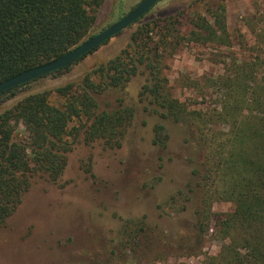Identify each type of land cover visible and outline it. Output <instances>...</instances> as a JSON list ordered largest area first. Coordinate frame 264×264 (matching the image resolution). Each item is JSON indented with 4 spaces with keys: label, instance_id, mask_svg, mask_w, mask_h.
Here are the masks:
<instances>
[{
    "label": "trees",
    "instance_id": "trees-1",
    "mask_svg": "<svg viewBox=\"0 0 264 264\" xmlns=\"http://www.w3.org/2000/svg\"><path fill=\"white\" fill-rule=\"evenodd\" d=\"M103 3L0 0V83L54 61L90 38ZM210 15L213 22L202 16L191 18L188 38L181 35L173 17L154 26L144 24L120 55L79 83L56 89L55 98L52 91L30 94L0 114V227L18 209L33 175L40 173L55 183L61 179L77 144L121 147L136 110L126 106L120 95L134 78L141 77L140 101L146 112L160 119L153 129V146L168 150L171 136L166 121H171L186 127V143H194L199 152L200 160L178 195L190 202L197 191L201 205L195 226L200 237L210 228L214 202L234 205L233 212L216 219L217 235L226 243L205 264H264V12L246 22L253 37L251 46L231 33L225 6ZM182 40L240 50L224 61L223 74L192 83L204 92L217 91L214 105L191 109L174 98L168 87L163 60ZM72 66L4 92L0 103L16 98L35 81L63 76ZM108 95L109 101L117 96L118 106L113 101L103 103ZM20 127L25 136L16 140ZM164 167L161 164L160 169ZM180 196L172 197L170 203L176 204ZM136 239L128 229L120 234L114 231L100 245H93L95 251L82 264H127Z\"/></svg>",
    "mask_w": 264,
    "mask_h": 264
},
{
    "label": "rangeland",
    "instance_id": "rangeland-1",
    "mask_svg": "<svg viewBox=\"0 0 264 264\" xmlns=\"http://www.w3.org/2000/svg\"><path fill=\"white\" fill-rule=\"evenodd\" d=\"M141 2L104 0L90 38ZM220 5L227 10L231 33L238 39L244 37L251 46L253 37L246 22L264 12V0H162L136 24L74 64L68 73L35 81L16 98L0 103V114L30 94L52 91L55 98L56 89L79 83L93 69L120 55L144 24L154 26L173 17L181 35L188 38L191 18L202 16L213 22L210 12ZM232 52L240 50L188 40L174 44L162 64L174 98L191 109L214 105L217 91L204 92L192 83L223 74V63ZM142 85L143 79L136 77L120 95L126 106L136 110L120 148H105L101 142L80 143L69 153L67 167L58 182L40 173L33 175L18 209L0 227V264H82L95 251L94 244L100 245L114 231L120 234L127 229L137 238L134 251L127 254V264H205L207 257L219 253L226 242L217 235L216 219L233 212L234 205L214 202L210 228L200 237L195 226L201 205L197 191L190 202L178 195L200 160L199 152L194 143H186V127L171 121H166L171 136L168 150L159 151L153 146V129L160 119L145 111L139 98ZM110 97L105 96L103 103ZM116 99L117 96L113 103L108 102L118 106ZM18 136L16 140L24 138L23 127ZM161 164H165L163 169ZM174 196H180L176 204L170 203Z\"/></svg>",
    "mask_w": 264,
    "mask_h": 264
},
{
    "label": "water",
    "instance_id": "water-1",
    "mask_svg": "<svg viewBox=\"0 0 264 264\" xmlns=\"http://www.w3.org/2000/svg\"><path fill=\"white\" fill-rule=\"evenodd\" d=\"M162 0H142L126 16L115 22L103 32L87 39L78 47L70 51L68 54L48 63L35 68H32L22 74H19L11 79L0 83V95L4 92L21 86L25 83L36 80L42 76L55 72L57 70L72 66L80 58L92 52L94 49L100 47L105 42L125 31L131 25L143 18L153 7H155Z\"/></svg>",
    "mask_w": 264,
    "mask_h": 264
}]
</instances>
